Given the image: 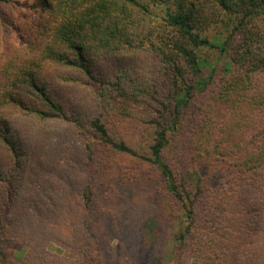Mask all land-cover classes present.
<instances>
[{
    "label": "trees",
    "instance_id": "trees-1",
    "mask_svg": "<svg viewBox=\"0 0 264 264\" xmlns=\"http://www.w3.org/2000/svg\"><path fill=\"white\" fill-rule=\"evenodd\" d=\"M147 181L174 258L264 264V0H0V264H104Z\"/></svg>",
    "mask_w": 264,
    "mask_h": 264
},
{
    "label": "rangeland",
    "instance_id": "rangeland-1",
    "mask_svg": "<svg viewBox=\"0 0 264 264\" xmlns=\"http://www.w3.org/2000/svg\"><path fill=\"white\" fill-rule=\"evenodd\" d=\"M21 10L27 12L28 8ZM150 188L149 181L143 183L132 193L133 201L121 204L119 217L114 218L107 211L101 219L106 228L94 227L104 264H189L185 253L173 257L170 227L158 218L154 197L148 196ZM76 260V264H93L80 258Z\"/></svg>",
    "mask_w": 264,
    "mask_h": 264
}]
</instances>
